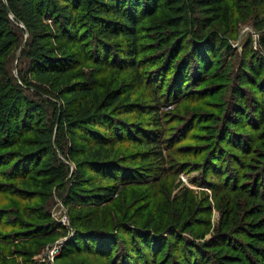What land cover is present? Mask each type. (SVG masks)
Masks as SVG:
<instances>
[{
    "label": "rangeland",
    "instance_id": "rangeland-1",
    "mask_svg": "<svg viewBox=\"0 0 264 264\" xmlns=\"http://www.w3.org/2000/svg\"><path fill=\"white\" fill-rule=\"evenodd\" d=\"M158 1L139 26L136 68L118 58L120 39L105 43L80 19L84 38L71 51L78 64L64 74L119 94L111 162L121 184L111 199L71 205V184L49 190L40 176L14 178L25 174L37 125L13 135L0 123V264H220L224 254L231 264H264V0H221L210 12L193 3L188 33L170 20L174 0ZM20 48L0 50V89L20 83ZM35 103L48 120L51 105ZM151 136L161 160L144 159ZM188 246L189 261L180 259Z\"/></svg>",
    "mask_w": 264,
    "mask_h": 264
},
{
    "label": "trees",
    "instance_id": "trees-1",
    "mask_svg": "<svg viewBox=\"0 0 264 264\" xmlns=\"http://www.w3.org/2000/svg\"><path fill=\"white\" fill-rule=\"evenodd\" d=\"M173 2L177 4L178 15L170 20L175 25H186L187 33L192 32L191 25L187 27L190 23L186 14L193 3L202 5L206 12L211 10L208 6H216L215 9L221 6V0ZM159 4L158 0H0V50L8 51L19 45V56H24L18 63L20 83L12 80L0 89V123L5 131L13 128V135L22 134L23 124L37 125L34 127L36 137L28 141L33 152L28 157L29 164L34 162V166L30 169L28 164L25 174L19 173L14 178L25 180L28 173L40 176L43 187L49 190L56 184H71L65 200L71 205L88 203L98 207L111 199L121 184L118 168L111 162L117 143L114 115L118 114L119 94L113 90L106 94L97 92L88 81H66L64 74L78 64L71 51L80 46L84 38L82 28L77 25L80 19L105 43L120 39L116 47L120 53L118 58L129 60L130 67L136 68L135 59L140 51L139 26L146 12L157 13ZM216 18L214 15L213 19ZM184 68H187L185 64ZM137 81L144 82L140 75ZM25 91L51 105L48 120L38 119L36 99L26 97ZM40 124L43 125L39 127ZM154 139L156 137L151 136L142 141L145 160H161L162 147ZM77 168L81 169L74 176ZM83 168L90 170L84 178ZM71 177L72 183L67 182ZM83 222L89 223V219ZM90 224L83 228L91 229ZM169 237L173 238L174 246H178L176 234L171 233ZM140 245L146 253L153 250L146 240ZM252 249L255 250V246ZM183 251L180 259L189 261L192 247ZM230 257L224 254L218 261L231 264Z\"/></svg>",
    "mask_w": 264,
    "mask_h": 264
},
{
    "label": "built area",
    "instance_id": "built-area-1",
    "mask_svg": "<svg viewBox=\"0 0 264 264\" xmlns=\"http://www.w3.org/2000/svg\"><path fill=\"white\" fill-rule=\"evenodd\" d=\"M52 254H53V250L52 249H49V251H48V257L50 259H52Z\"/></svg>",
    "mask_w": 264,
    "mask_h": 264
}]
</instances>
